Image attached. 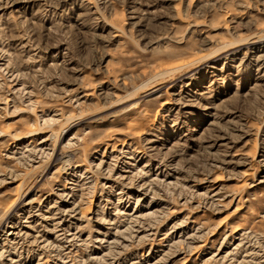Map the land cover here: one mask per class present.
Wrapping results in <instances>:
<instances>
[{
  "label": "rangeland",
  "instance_id": "rangeland-1",
  "mask_svg": "<svg viewBox=\"0 0 264 264\" xmlns=\"http://www.w3.org/2000/svg\"><path fill=\"white\" fill-rule=\"evenodd\" d=\"M0 264H264V0H0Z\"/></svg>",
  "mask_w": 264,
  "mask_h": 264
}]
</instances>
